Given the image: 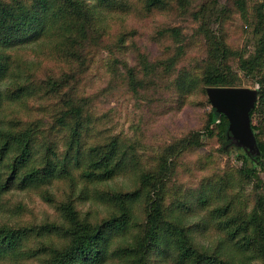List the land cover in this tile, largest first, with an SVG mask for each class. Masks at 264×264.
Masks as SVG:
<instances>
[{"label": "trees", "instance_id": "1", "mask_svg": "<svg viewBox=\"0 0 264 264\" xmlns=\"http://www.w3.org/2000/svg\"><path fill=\"white\" fill-rule=\"evenodd\" d=\"M226 1L207 8V0H139L137 7L132 0H0V205L20 192L37 195L54 212L41 222L0 223V264H264V0H251L257 40L249 55L224 32L235 15L248 22V2ZM133 8L147 18L173 12L192 17L200 23L203 58L181 64L190 43L179 28L165 27L159 36L175 43V51L166 47L153 62L141 57L142 70L129 68L124 79L118 54L126 36L110 34L104 22ZM207 16H215L216 30ZM34 46L40 48L32 52L36 57L47 55L55 65L41 76V63L28 59ZM104 53L113 56L114 80L121 77L135 93L165 83L180 107L193 95L205 96L210 109L203 129L166 145L151 167L143 166L134 145L99 127L95 99L81 94ZM241 73L259 84L250 114L258 156L231 144L230 122L207 96L209 88L242 87ZM36 100L43 116L22 117L16 110ZM256 115L261 120L255 125ZM214 137L223 151H239L241 169L206 179L198 190L175 187L184 155ZM121 178L132 186H111ZM236 180L257 183L251 207L231 193ZM89 202L94 208L84 209ZM25 210L22 202L11 208L18 216ZM192 214L204 217L189 223ZM211 228L215 245L206 247L198 238Z\"/></svg>", "mask_w": 264, "mask_h": 264}, {"label": "rangeland", "instance_id": "2", "mask_svg": "<svg viewBox=\"0 0 264 264\" xmlns=\"http://www.w3.org/2000/svg\"><path fill=\"white\" fill-rule=\"evenodd\" d=\"M216 0H207V8L213 5ZM134 7L138 6L139 0H132ZM248 22L244 21L240 15H235L227 21L224 32L228 42L245 53H253L255 50L256 36L253 33L252 23L254 21V2L247 0ZM227 5L226 0H221V6ZM221 6L218 7L221 10ZM212 23H217L216 18L207 16ZM109 18V19H108ZM108 32L114 35L122 32L126 36L125 47L118 54V71L124 79H127L129 68H134L136 72L142 70L141 57H146L149 61L162 58L166 47L170 48V54L176 49V44L167 41L159 36V31L165 27H175L182 31V34L189 41L190 47L185 59L181 64L192 66L193 63L205 55V46L198 41L196 35L200 23L192 17H178L175 12L159 14L153 17H145L138 9H132L128 14H112L107 17ZM214 28H218L216 24ZM40 50L39 47H31L29 54ZM36 57L32 53L28 57L29 61L41 63L39 68L40 76L43 72L53 68L52 59L48 61L47 55L40 54ZM36 57V58H34ZM111 57L108 53L101 54L87 73L81 94L95 99L93 104L94 114L100 118V125L106 132L113 135H121L123 140L134 145L143 166L151 167V163L166 145L177 139L187 136L191 132L201 131L207 121L209 107L205 104V96L201 93L191 96L181 107L172 102L169 92L165 89L149 88L147 91H132L119 77L114 80L113 72L110 68ZM38 58H40L38 60ZM243 80L242 87L259 89L256 78L240 74ZM22 117L43 116L40 109V102H31L29 107H16ZM255 125L261 120L257 115L254 118ZM239 151L232 149L230 153L223 151V147L217 138L206 139L202 147L187 153L181 159L174 178L173 184L183 191L198 190L206 179L224 177L233 174L241 169L242 163L238 158ZM233 172V173H232ZM238 175H236L237 177ZM260 192L264 193V174H260ZM257 184V183H256ZM255 184V185H256ZM236 180L231 191L242 199L243 204L253 205L254 186ZM115 188H130L132 180L130 178L118 179L111 183ZM237 191H240L237 193ZM248 201V202H247ZM26 203L27 210L22 216L14 215L11 212L12 205L16 203ZM92 203H86L84 209L94 208ZM96 210L104 211L103 207L95 206ZM54 217L53 210L45 205L37 195L12 192L5 196L0 205V223L12 221L13 223H27L30 221L41 222L44 219ZM203 215L192 214L187 218V222L195 223L203 219ZM217 233L211 228L209 231L199 235L200 244L213 247ZM8 264V263H7ZM13 264V263H10ZM158 264V263H156ZM166 264V263H162Z\"/></svg>", "mask_w": 264, "mask_h": 264}, {"label": "water", "instance_id": "3", "mask_svg": "<svg viewBox=\"0 0 264 264\" xmlns=\"http://www.w3.org/2000/svg\"><path fill=\"white\" fill-rule=\"evenodd\" d=\"M207 96L212 107L219 114L228 118L231 144L247 150L249 154L260 155L250 117L251 111L258 103L259 89L247 87L209 88Z\"/></svg>", "mask_w": 264, "mask_h": 264}]
</instances>
